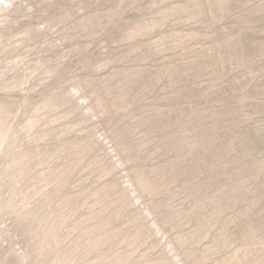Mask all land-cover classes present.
Segmentation results:
<instances>
[{
  "label": "rangeland",
  "instance_id": "1",
  "mask_svg": "<svg viewBox=\"0 0 264 264\" xmlns=\"http://www.w3.org/2000/svg\"><path fill=\"white\" fill-rule=\"evenodd\" d=\"M0 264H264V0H0Z\"/></svg>",
  "mask_w": 264,
  "mask_h": 264
}]
</instances>
